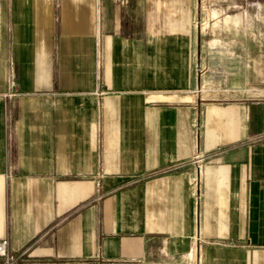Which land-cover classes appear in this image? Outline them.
I'll list each match as a JSON object with an SVG mask.
<instances>
[{"label": "crops", "instance_id": "1", "mask_svg": "<svg viewBox=\"0 0 264 264\" xmlns=\"http://www.w3.org/2000/svg\"><path fill=\"white\" fill-rule=\"evenodd\" d=\"M2 240L264 264V0H0Z\"/></svg>", "mask_w": 264, "mask_h": 264}, {"label": "built area", "instance_id": "2", "mask_svg": "<svg viewBox=\"0 0 264 264\" xmlns=\"http://www.w3.org/2000/svg\"><path fill=\"white\" fill-rule=\"evenodd\" d=\"M7 246L8 243L6 240L0 241V257L5 259V264H14L17 259L8 254Z\"/></svg>", "mask_w": 264, "mask_h": 264}]
</instances>
